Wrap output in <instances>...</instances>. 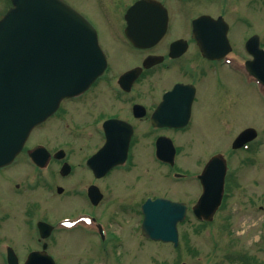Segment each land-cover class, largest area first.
Listing matches in <instances>:
<instances>
[{"label":"flooded vegetation","instance_id":"flooded-vegetation-1","mask_svg":"<svg viewBox=\"0 0 264 264\" xmlns=\"http://www.w3.org/2000/svg\"><path fill=\"white\" fill-rule=\"evenodd\" d=\"M193 1L197 0L160 1L168 13L167 32L157 44L148 48L137 49L126 39V23L120 40H116V34L113 36V32H111L110 40L114 43V47L111 49L113 54L122 53L117 48L122 50L126 46L131 53L125 55L129 58V63L134 62V64L124 70L122 75L116 77L112 71L111 61L107 57L109 67L103 77L85 94L65 100L61 104L60 110L39 127V129L44 127L51 120H58L61 123L62 119L69 118L68 110L70 109L74 112L73 116L78 118L74 109L77 111L84 109L82 117L89 116L84 123H88L92 128L90 136L73 135V131H80L84 134V128L78 127L74 118H69L70 122L63 123L65 135L75 137H71L73 141L65 140L63 143L69 144L70 147L71 145L74 146L75 143L74 151L64 145L52 147L47 144L35 143L41 138L35 140L32 135L13 163L0 168V172L11 171V174L6 175L5 178L11 184L13 191L22 194L23 190L27 188L33 194L29 197L28 205L30 206L41 207L40 202L42 198L44 200L43 193L45 192L51 198L79 197L90 206L88 211L75 209L76 211L54 220H48L42 214L32 218L29 210L23 208L21 217L24 223H31L33 235H27L22 243H16L14 238L0 237L1 264H11L9 256L13 257L15 264H27L32 255L38 256L37 261L39 263L44 262L43 255L54 258L52 252L56 251V246L61 244L59 235L66 233H83L92 236L101 246L102 256L100 258H92L86 261L76 258L74 263L121 264L122 259L114 253L115 249L121 245L120 236L121 241L123 239L125 241L138 240L134 244L128 245L127 249L138 248L143 251L147 242L152 243L144 236L142 229L145 220L143 206L148 199L164 198L183 203L188 208V219L193 216V209L199 204L204 190L201 178L209 176L204 174L207 164L216 157L225 159L229 164L228 160L232 157L230 154V159H228L225 155L217 153L207 159L205 166L201 169L187 171L181 168V164H179V156L186 155V153H184L185 148L182 150L184 145L182 143H180L181 146L177 144L178 137L189 130L196 117L195 109L200 96L198 84L206 74L205 69H202L206 63L212 66L211 71L215 66V68L223 67L226 71L233 73L239 78L240 83L246 86L250 85L251 90L258 96V84L255 77L249 75L246 64H254L263 60L264 56L260 50H264V34L257 33V22L256 27H253V23H251L252 28L248 29L244 35L238 33L236 29L239 25L250 24V14L248 13L255 11L258 13V5L264 8V0H224L222 2L224 7L228 5L227 1L234 3V9H230L231 14L227 13V15H232V22L229 18L227 19L226 12L214 18H222L223 22L227 23L229 27L227 35L225 23L218 26L203 25L200 27L198 34L201 41L214 46V48L209 47L208 49L209 56H213V58L203 55L199 42H197V36L194 37L192 21L201 15L186 17L187 9L182 6L185 2L190 4ZM131 5L123 13L124 16ZM124 16L123 20H125ZM183 18H188L189 21ZM261 21L262 19L259 18L258 22ZM233 36H237V42L233 40ZM133 70H138L135 79H122L126 73ZM196 70L199 71L196 72L197 77H194L196 73L190 76ZM103 92L108 94L111 105L115 106V111L111 112L109 116L91 119L92 113L85 106H87L88 101L94 102V98ZM223 99L228 105L233 104V100L228 95H221L220 101ZM225 102L222 103L223 108H225ZM70 103L75 106H70ZM248 128L253 127L249 126L242 129L236 137ZM91 136H97L98 140H92ZM89 138L92 140V147H94L92 154L74 158L76 153L86 147ZM140 138L147 141L149 149L147 151L162 171L161 177L163 179L175 183H196L194 188L178 187L183 194L190 196L192 193V199L187 197V200L182 199L186 197H180V200H177L171 195H141L140 199L136 201L137 204L129 207L125 203L130 202V200L113 196L112 187L103 183L115 171L130 172L135 168L132 157L140 143ZM99 140L100 143L98 144ZM110 143V148L105 151ZM258 145L259 142L256 139L231 153L233 155L253 154L258 149ZM101 152L102 156L93 164L91 160ZM122 160L126 162L123 163ZM90 163L93 167L89 166ZM78 170L86 171L88 179L85 178L82 182L75 183L73 179ZM17 171H27V174L22 179H16L14 178L16 174L12 172ZM234 171L241 170L236 169ZM236 179L237 175L234 176V179L232 178L233 184L237 183ZM205 180L208 179L205 178ZM232 180L231 174L227 173V185H232ZM189 190L193 191L188 193ZM9 216L7 211L0 207V226ZM66 223H72L73 227H64ZM133 227L135 228L132 229ZM133 230H137V232ZM58 239L59 244H57ZM75 239L77 241L78 238ZM68 245H75V240L69 242ZM108 245L115 247L105 248ZM170 245L175 249L179 247L174 244ZM85 248L84 253H88L89 247L85 246ZM259 253L263 261V246ZM235 258L240 264H242L240 259L250 261L252 264H260L261 262L240 250Z\"/></svg>","mask_w":264,"mask_h":264},{"label":"rangeland","instance_id":"rangeland-1","mask_svg":"<svg viewBox=\"0 0 264 264\" xmlns=\"http://www.w3.org/2000/svg\"><path fill=\"white\" fill-rule=\"evenodd\" d=\"M64 1L89 19L96 28L98 27L101 46L111 61L112 71L116 77L122 75L124 70L134 64V62L129 63V58L125 55L131 53L126 46L122 50L116 47L122 53L113 54L111 49H113L114 43L110 40V34L111 32H113V36L116 34V40L122 38L123 26L125 25L123 13L129 5L137 0ZM223 1L197 0L190 4L185 2L182 6L187 9L186 17H195L202 14L217 17L226 12L227 19L229 18L231 21L232 15H227V13L231 14L230 9H234V3L233 1H227L228 5L224 7L222 5ZM10 7V0H0V19ZM248 14H250V24L239 25L236 29L237 32L244 35L248 29L252 28L251 23H253V27H256L257 22V33L260 32L263 35V6L258 5V13L255 11ZM259 18L262 19L261 22H258ZM183 19L189 21L188 18ZM237 39V36H233L234 41L237 42ZM211 67L210 64L206 63L202 68L205 69L206 74L198 84L200 96L195 109L194 122L185 134L178 137L177 144L181 146L180 143H182L184 145L182 150L185 148L184 153H186V155L179 156V164H181V168L187 171H195L204 167L207 159L217 153L225 155L228 159H230L229 155L231 154L232 158L228 160L231 164L229 174H231V180L237 175V183H232L231 195L226 199L225 205L216 213L212 222L200 224L190 216L184 224L179 226L181 237L180 246L177 249L171 245L148 242L145 244L143 251L138 248L127 249L128 245L134 244L138 240L125 241L123 239L121 241L119 235L121 245L115 249L114 253L122 259L121 264H238L239 261L234 258V253L239 250L254 257L257 261H261L260 264H264V260L262 261L259 253L260 248L264 247V101L263 98H260V91L257 96L251 90L250 85L246 86L240 83L239 78L233 73L226 71L223 67L215 68V66L211 71ZM196 72L199 71L192 72L190 76H193ZM194 77H197V73ZM223 94L228 95L233 100L232 105H228L224 99L220 101ZM223 101L225 102V108L222 107ZM70 104V106H75L72 103ZM85 108L92 113L91 119L93 117L109 116L111 112L115 111V106L111 105L106 92L94 98V102L88 101ZM71 110H68V117L74 118L77 126L84 128V134L80 131H73V135L90 136L92 128L88 123H84L89 118L88 115L82 117L84 109L78 111L74 109L78 118L73 116L74 112ZM69 118L62 119L61 123L58 120H51L44 127L35 131L33 134L35 140L41 138L35 143L47 144L52 147L64 145L74 151L75 143L71 147L69 144L63 143L65 140L73 141L71 137L75 138L71 135V137L65 135L66 131L63 128V123L70 122ZM249 126L255 128L259 133L258 149L253 154L233 155L231 153L233 152L231 148L233 140L242 129ZM62 133L65 136L60 135ZM91 137L92 140H98L97 136ZM90 138L86 147L76 153L74 158L92 154L94 147L91 145L92 140ZM147 150H149L147 141L140 138V143L132 157L135 168L130 172L115 171L104 181V185L112 187L113 196L130 200V202L125 203L129 207L136 205V201L140 199L141 195H171L177 200H180V197H186L182 199H187V197L192 199V193L190 196L183 194L178 187L194 188L196 183H175L163 179L161 177L162 171L151 159ZM148 169L150 171H147ZM236 169L241 171H234ZM12 173L16 174L14 178L22 179L27 171ZM10 174L11 171L0 172V207L10 215L6 221L1 223L0 237L14 238L16 243H22L27 235H33L31 223H24L21 217L23 208L29 210L32 218L42 214L48 220L59 219L76 211L75 209L81 211L90 209L89 204L82 198L72 196L62 199L51 198L46 192L43 193L45 198L44 200L42 198L40 202L41 207L30 206L28 205L29 197L33 194L27 188L23 190L22 194L13 191L11 184L5 178L6 175ZM85 178L88 179L86 171L78 170L73 181L78 183ZM192 191L189 190L188 193ZM133 231L137 232V230ZM59 236L61 244H59L58 239L57 244L59 245L56 246V251L52 252L57 264H72L76 258L86 261L102 256L101 246L92 236L83 233H66ZM75 238H78L77 241ZM73 240H75V245L69 246L68 243ZM85 246L89 247L88 253H84ZM108 247L115 246H105V248ZM63 253L66 255H61ZM240 261L242 264H252V262L243 259H240ZM74 264H77V262Z\"/></svg>","mask_w":264,"mask_h":264},{"label":"water","instance_id":"water-1","mask_svg":"<svg viewBox=\"0 0 264 264\" xmlns=\"http://www.w3.org/2000/svg\"><path fill=\"white\" fill-rule=\"evenodd\" d=\"M11 1L12 8L0 20V166L15 158L32 130L53 115L63 99L87 90L107 67L96 30L64 1ZM167 18L160 3L141 0L126 15V34L137 47L153 45L164 35ZM217 22L201 17L194 22L195 32L203 24ZM258 65L264 84V63ZM255 136L254 130H246L234 147ZM225 172L218 158L207 166L205 192L195 209L198 216L211 219L218 209ZM145 213V235L177 241V224L185 219V205L157 200L147 203ZM43 257L42 263L31 257L28 264H54L50 257Z\"/></svg>","mask_w":264,"mask_h":264}]
</instances>
